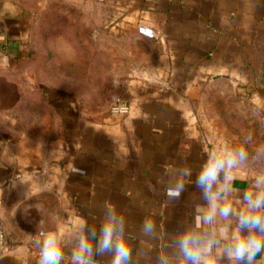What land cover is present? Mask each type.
<instances>
[{
    "label": "crops",
    "instance_id": "1",
    "mask_svg": "<svg viewBox=\"0 0 264 264\" xmlns=\"http://www.w3.org/2000/svg\"><path fill=\"white\" fill-rule=\"evenodd\" d=\"M86 1L103 15L105 70L118 73L116 94L130 108L79 118L52 136L0 124V225L6 236L0 264H36L35 240L48 231L63 236V264H71L76 235H87L80 226L86 221L98 233L107 204L123 220L131 264H179V236L196 231L214 242L226 227L230 235L247 211L242 194L260 175L237 165L232 190L220 199L232 215L200 223L209 205L194 182L217 151L200 109L213 85L242 90L264 109V0ZM17 16L13 4L0 0V65L23 50L26 32ZM139 24L152 27L155 37L140 36ZM181 167L191 175L180 174ZM177 180L185 191L170 200L166 188ZM146 219L156 225L152 234L142 231ZM94 259L111 264L112 255ZM207 259L233 264L215 244ZM257 261L264 264V253Z\"/></svg>",
    "mask_w": 264,
    "mask_h": 264
},
{
    "label": "rangeland",
    "instance_id": "2",
    "mask_svg": "<svg viewBox=\"0 0 264 264\" xmlns=\"http://www.w3.org/2000/svg\"><path fill=\"white\" fill-rule=\"evenodd\" d=\"M26 36L22 52L0 65V124L52 136L111 107L118 73L106 71L103 15L86 0H6ZM75 3V4H74ZM200 123L217 151L247 149L237 165L264 174V109L242 90L206 89ZM199 105H197V109Z\"/></svg>",
    "mask_w": 264,
    "mask_h": 264
},
{
    "label": "clouds",
    "instance_id": "3",
    "mask_svg": "<svg viewBox=\"0 0 264 264\" xmlns=\"http://www.w3.org/2000/svg\"><path fill=\"white\" fill-rule=\"evenodd\" d=\"M4 63H7L6 57ZM247 155L244 146L235 150L212 151L202 163L194 183L201 190L209 209L200 215L201 224H211L217 217L228 219L232 215V208L221 204V193L231 192V185L237 179L232 170L245 161ZM177 171L183 176L191 175V169L187 167ZM221 173L224 174L222 180ZM251 182L252 190H245L242 194L247 211L241 212L237 227L231 230L230 235L226 227L224 234L213 242L200 232L185 231L176 242L179 264H208L207 257L212 254L214 244L222 247V254L233 264H259L257 256L264 253V174L253 177ZM184 191V182L177 180L166 188V195L170 200H178ZM155 229L152 220L143 222L144 234H152ZM80 231H86L87 235H76L71 264H96L94 256L104 253H111V264H131L133 250L125 238L124 223L115 206L106 205L98 233L96 228H88L86 221L80 226ZM89 236L95 238V244L89 241ZM221 240L224 241L222 245ZM35 244L39 248L36 264H63V236L57 231L40 234Z\"/></svg>",
    "mask_w": 264,
    "mask_h": 264
},
{
    "label": "built area",
    "instance_id": "4",
    "mask_svg": "<svg viewBox=\"0 0 264 264\" xmlns=\"http://www.w3.org/2000/svg\"><path fill=\"white\" fill-rule=\"evenodd\" d=\"M136 32L145 38H154L156 35L155 30L145 24H139L136 27ZM129 104L122 99L120 96L118 95H114L111 99V107H110V111L114 112V113H121V114H125L129 111ZM5 232L3 227L0 225V247H2L4 245L5 242Z\"/></svg>",
    "mask_w": 264,
    "mask_h": 264
}]
</instances>
